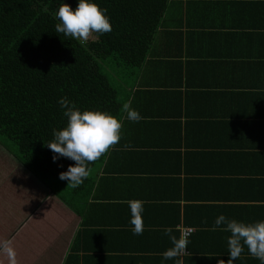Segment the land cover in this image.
<instances>
[{
    "label": "crops",
    "instance_id": "0c3cea01",
    "mask_svg": "<svg viewBox=\"0 0 264 264\" xmlns=\"http://www.w3.org/2000/svg\"><path fill=\"white\" fill-rule=\"evenodd\" d=\"M158 20L147 72L118 97L121 139L84 181L79 209H100L90 220L0 151L7 180L14 169L22 179L0 191V240L17 264H217L231 235L212 230L217 216L264 221V0H167ZM131 199L144 202L142 235L132 232ZM166 228L177 238L191 229L187 255L163 258ZM233 264L261 261L245 247Z\"/></svg>",
    "mask_w": 264,
    "mask_h": 264
},
{
    "label": "trees",
    "instance_id": "16d2710c",
    "mask_svg": "<svg viewBox=\"0 0 264 264\" xmlns=\"http://www.w3.org/2000/svg\"><path fill=\"white\" fill-rule=\"evenodd\" d=\"M91 2L107 10L112 30L81 44L55 32L60 4L75 10L78 0H0V145L84 221L100 210L98 204L79 209L89 193L84 182L73 189L59 179L75 162L64 157L54 162L45 145L54 140L53 130L67 124L57 101L67 97L81 112L117 116L119 95L148 70L146 49L167 0ZM235 114L231 118L237 122L241 113Z\"/></svg>",
    "mask_w": 264,
    "mask_h": 264
},
{
    "label": "clouds",
    "instance_id": "9594fccd",
    "mask_svg": "<svg viewBox=\"0 0 264 264\" xmlns=\"http://www.w3.org/2000/svg\"><path fill=\"white\" fill-rule=\"evenodd\" d=\"M48 11L47 7L44 9ZM106 9H101L91 0H78L75 10L66 3L60 4L55 12V18L59 21L55 24V32L65 37L86 44L90 39L93 42L99 40V36L112 30ZM97 35H93V34ZM57 103L64 109L63 115L67 117V124L61 130H53L54 140L45 143L54 155L55 162L59 157L71 159L75 165H69L67 171L59 173L60 180H67L68 187L73 189L83 184L90 175L89 164L99 160L102 156L119 143L121 139L122 122L115 116L102 111L85 110L81 112L67 97H61ZM121 111L127 114V119L139 122L142 117L139 112L131 107L130 102L122 105ZM130 208V223L133 226V235H142V213L144 202L138 199L126 201ZM215 227L223 225L222 231L229 232L227 238L228 260H217V264H233L241 253L247 248L248 253L264 264V221L238 222L228 219L223 214L217 216ZM172 229L164 230L172 243V247L162 253L165 260L187 255L189 229L183 231L179 238L172 235ZM0 254L6 257L8 264H17L16 253L10 240H0ZM176 264H182L177 259Z\"/></svg>",
    "mask_w": 264,
    "mask_h": 264
},
{
    "label": "rangeland",
    "instance_id": "374dc122",
    "mask_svg": "<svg viewBox=\"0 0 264 264\" xmlns=\"http://www.w3.org/2000/svg\"><path fill=\"white\" fill-rule=\"evenodd\" d=\"M6 151V150H4L3 149V147L0 145V151ZM2 151V153H4ZM6 152H8V151H6ZM9 153V152H8ZM13 157V156H12ZM1 160L3 159V158H0ZM12 160L15 162V164H17V162H16V160L15 159H13L12 158ZM18 165V164H17ZM17 165H15L14 166V164H13V166H14V168H16L17 167ZM19 166V165H18ZM20 170H25L24 168L23 169H17V171H20ZM7 174H6V170H3V169H1L0 168V191H3L4 189H6L7 188V186L8 187H10V188H12V187H18V186H20V184H21V181H22V179H20V176L18 175V173L16 172V169H14L13 170V174H12V176H11V178H14V180H13V184H12V182L10 181V179L9 180H7ZM12 186V187H11Z\"/></svg>",
    "mask_w": 264,
    "mask_h": 264
},
{
    "label": "built area",
    "instance_id": "2783aa9c",
    "mask_svg": "<svg viewBox=\"0 0 264 264\" xmlns=\"http://www.w3.org/2000/svg\"><path fill=\"white\" fill-rule=\"evenodd\" d=\"M186 229H189L190 232H191V229H190V228H182V229H180L179 236H180V234H181L183 231H185ZM190 232H189V233H190ZM188 235H189V234H188Z\"/></svg>",
    "mask_w": 264,
    "mask_h": 264
}]
</instances>
